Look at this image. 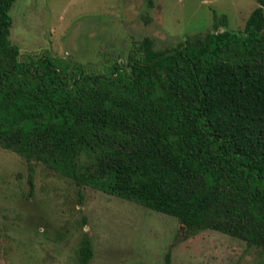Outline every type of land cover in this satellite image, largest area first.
Listing matches in <instances>:
<instances>
[{
  "label": "trees",
  "instance_id": "1",
  "mask_svg": "<svg viewBox=\"0 0 264 264\" xmlns=\"http://www.w3.org/2000/svg\"><path fill=\"white\" fill-rule=\"evenodd\" d=\"M15 0H0V147L152 210L187 230L264 248V0L241 32L214 30L125 66L87 71L58 57L21 60ZM93 254L86 233L74 264Z\"/></svg>",
  "mask_w": 264,
  "mask_h": 264
},
{
  "label": "rangeland",
  "instance_id": "2",
  "mask_svg": "<svg viewBox=\"0 0 264 264\" xmlns=\"http://www.w3.org/2000/svg\"><path fill=\"white\" fill-rule=\"evenodd\" d=\"M257 0H15L10 39L20 59L58 57L89 72L126 65L144 37L155 49L228 29L241 32ZM87 264H264V248L107 192L78 187L0 147V264H74L83 234Z\"/></svg>",
  "mask_w": 264,
  "mask_h": 264
}]
</instances>
